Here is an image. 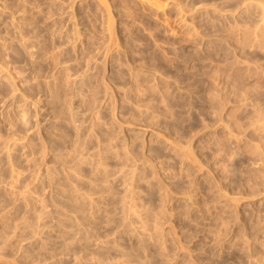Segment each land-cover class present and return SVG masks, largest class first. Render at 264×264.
<instances>
[{
	"label": "rangeland",
	"instance_id": "obj_1",
	"mask_svg": "<svg viewBox=\"0 0 264 264\" xmlns=\"http://www.w3.org/2000/svg\"><path fill=\"white\" fill-rule=\"evenodd\" d=\"M0 264H264V0H0Z\"/></svg>",
	"mask_w": 264,
	"mask_h": 264
}]
</instances>
